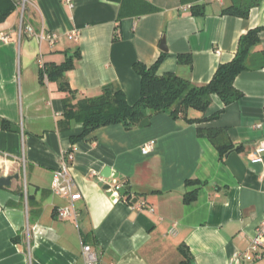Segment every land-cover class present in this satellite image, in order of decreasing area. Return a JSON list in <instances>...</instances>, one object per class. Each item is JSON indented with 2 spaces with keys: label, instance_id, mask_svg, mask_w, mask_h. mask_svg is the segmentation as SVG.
Masks as SVG:
<instances>
[{
  "label": "crops",
  "instance_id": "1",
  "mask_svg": "<svg viewBox=\"0 0 264 264\" xmlns=\"http://www.w3.org/2000/svg\"><path fill=\"white\" fill-rule=\"evenodd\" d=\"M148 1L158 9L123 19L118 41L120 4L109 0H73L72 7L65 0H29L24 25L57 33L54 45L21 33L20 5L0 23V33L10 35L0 40V174H19L0 187V264H86L83 244L97 252L99 264H180L182 248L192 264H229L250 250L264 227V0ZM195 5L202 6V15L192 13ZM229 7L248 15L223 13ZM256 27L262 30L249 58L252 68L234 82L242 96L210 121L189 123L160 113L145 128L110 125L73 143L83 124H59L70 92L40 79L41 63L60 64L78 50L81 58L65 76L76 92L74 102L109 88L122 90L134 104L141 94L136 62L152 65L165 53L159 75L172 72L204 85L234 58L241 36ZM73 30L80 31L78 41L68 37ZM180 54H190L192 66L180 63ZM223 108L213 95L205 113L191 109L188 117ZM3 120L14 130L4 129ZM201 128L225 129L219 141L241 149L221 159ZM70 149L75 191L82 194L73 205L52 190L61 155ZM106 167L130 188L116 200L100 186ZM189 179L204 184L188 185ZM197 187L196 200L186 203L185 195ZM61 207L74 216L59 218ZM257 252L260 258L242 264H264V245Z\"/></svg>",
  "mask_w": 264,
  "mask_h": 264
},
{
  "label": "trees",
  "instance_id": "2",
  "mask_svg": "<svg viewBox=\"0 0 264 264\" xmlns=\"http://www.w3.org/2000/svg\"><path fill=\"white\" fill-rule=\"evenodd\" d=\"M118 2L120 9L117 16L116 31L114 41L120 40L118 29L123 19L128 17H140L155 12L158 8L148 0H109ZM184 3L196 2L198 0H182ZM19 2L17 0H0V23L5 22L16 10ZM194 15H202V6L191 7ZM223 13L247 16L248 11L238 7L226 8ZM261 27L250 29L243 34L239 41V47L231 61L221 63L216 69L212 79L204 85H195L190 80L183 78L176 73L158 74L159 67L165 57L162 53L155 63L147 65L143 62H136L134 70L141 77V94L139 100L131 104L128 102L122 90L105 89L98 96L82 98L74 102L76 92L67 86L65 80L66 73L76 66V61L81 58V53L77 50L74 55L67 56L60 63H45L44 69L40 71L41 82H44V75L47 74L50 81H56L60 88L70 92V97L65 100L63 118L59 120L60 126L66 128L72 121L83 124V131L79 135L72 136V142L87 138L98 129L121 124L126 129L145 128L152 122V118L160 113H167L174 119H184L189 123H201L216 119L227 105L239 99L242 92L235 85L236 77L243 71L250 70L249 58L260 44ZM180 63H187L192 66L193 61L190 54H180ZM218 95L224 103V108L206 117L189 118L188 112L191 109L205 113L212 103V96ZM2 127L14 130L10 122L3 120ZM226 130L223 128L200 129V135L208 137L220 151V158L233 150H240L231 141L221 143L220 137L224 136ZM69 151H73L70 149ZM188 185L202 186L198 179H189ZM197 187L192 192L185 195V202L191 203L197 198ZM29 201L31 198L29 197ZM183 259L180 264H192L190 252L182 248Z\"/></svg>",
  "mask_w": 264,
  "mask_h": 264
},
{
  "label": "built area",
  "instance_id": "3",
  "mask_svg": "<svg viewBox=\"0 0 264 264\" xmlns=\"http://www.w3.org/2000/svg\"><path fill=\"white\" fill-rule=\"evenodd\" d=\"M66 3L72 7L73 6V0H65ZM29 3V0H19V5L22 11V17H21V33L26 32L28 35L33 36L37 38V40L40 43L48 42L49 44L54 45L56 42H58L60 36L57 33L54 32H46L44 29L41 31H37L31 24L24 25V12L27 8V5ZM68 37L72 41H78L80 37V31L79 30H73L70 34H68ZM10 39V35L7 33H0V40L2 41H8ZM42 69H44V64L41 63ZM48 76L47 74L44 75V81L48 82ZM154 142H148L145 144V146L142 148V151L144 153H148L149 150L153 147ZM264 149L260 150V152H263ZM74 158V151H66L62 153L60 158V167L56 170L54 181H53V192L57 195H62L66 198H68L72 205L73 203L82 198V194L78 191H75L76 182L75 179L71 173V163ZM261 157H257L254 159V162H260ZM124 185H121L118 182L113 184V190L117 191L118 188L122 187ZM134 206L138 209L143 208V204L136 203ZM58 217L61 219L69 218L74 216L75 212L69 207H61L57 209ZM264 245V227L259 229L257 234L252 238L250 250L245 253H237L235 254L229 261V264H242L244 260L252 261L255 259H258L262 256V253L257 252L258 248L262 247ZM82 252L83 256L85 258L86 264H99L98 254L96 251L93 250L92 246L88 244H83L82 246Z\"/></svg>",
  "mask_w": 264,
  "mask_h": 264
},
{
  "label": "water",
  "instance_id": "4",
  "mask_svg": "<svg viewBox=\"0 0 264 264\" xmlns=\"http://www.w3.org/2000/svg\"><path fill=\"white\" fill-rule=\"evenodd\" d=\"M19 1V0H17ZM161 48L163 50H167L166 48V41L165 38L162 40ZM102 177L103 181L100 182V186H102L108 193V196H110L113 199H118L120 196L126 195V193L130 190L128 186H122L117 189V191L113 190V184L118 182L119 179H121V175L118 173H115L114 175L112 174V169L110 167H106L103 172H102ZM19 178V174H14V175H5V174H0V187H8L12 184V181L14 179ZM113 178V179H111ZM108 182L106 183L105 181ZM137 200H134L136 202Z\"/></svg>",
  "mask_w": 264,
  "mask_h": 264
}]
</instances>
